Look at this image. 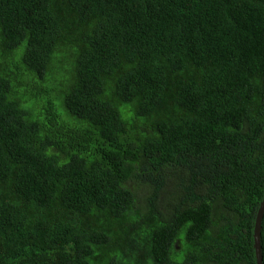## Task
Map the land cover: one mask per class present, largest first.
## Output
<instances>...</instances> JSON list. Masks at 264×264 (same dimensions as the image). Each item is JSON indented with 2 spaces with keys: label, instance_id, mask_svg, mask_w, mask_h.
Listing matches in <instances>:
<instances>
[{
  "label": "trees",
  "instance_id": "trees-1",
  "mask_svg": "<svg viewBox=\"0 0 264 264\" xmlns=\"http://www.w3.org/2000/svg\"><path fill=\"white\" fill-rule=\"evenodd\" d=\"M263 198L264 0H0V264H257Z\"/></svg>",
  "mask_w": 264,
  "mask_h": 264
},
{
  "label": "water",
  "instance_id": "water-1",
  "mask_svg": "<svg viewBox=\"0 0 264 264\" xmlns=\"http://www.w3.org/2000/svg\"><path fill=\"white\" fill-rule=\"evenodd\" d=\"M263 212H264V198L257 212L254 230H253L254 247L257 258V264H262V254H261V246H260V229H261V219L263 216Z\"/></svg>",
  "mask_w": 264,
  "mask_h": 264
},
{
  "label": "clouds",
  "instance_id": "clouds-1",
  "mask_svg": "<svg viewBox=\"0 0 264 264\" xmlns=\"http://www.w3.org/2000/svg\"><path fill=\"white\" fill-rule=\"evenodd\" d=\"M260 207V206H259ZM262 254V253H261ZM255 255H256V253H255ZM256 261H257V258H256Z\"/></svg>",
  "mask_w": 264,
  "mask_h": 264
}]
</instances>
